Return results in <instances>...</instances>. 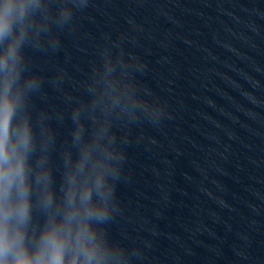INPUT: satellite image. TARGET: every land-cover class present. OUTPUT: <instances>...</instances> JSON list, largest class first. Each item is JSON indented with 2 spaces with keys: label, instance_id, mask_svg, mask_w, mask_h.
Listing matches in <instances>:
<instances>
[{
  "label": "clouds",
  "instance_id": "9594fccd",
  "mask_svg": "<svg viewBox=\"0 0 264 264\" xmlns=\"http://www.w3.org/2000/svg\"><path fill=\"white\" fill-rule=\"evenodd\" d=\"M92 0H0V264H137L135 243L113 239L123 214L127 145L145 126L159 128L167 103L141 80L146 65L122 39L98 51L70 106V139L59 149V184L51 154L65 112L41 109L44 78L25 49L58 51ZM63 91V74L49 81Z\"/></svg>",
  "mask_w": 264,
  "mask_h": 264
},
{
  "label": "water",
  "instance_id": "95a60500",
  "mask_svg": "<svg viewBox=\"0 0 264 264\" xmlns=\"http://www.w3.org/2000/svg\"><path fill=\"white\" fill-rule=\"evenodd\" d=\"M60 36L89 68L141 57L169 113L145 128L264 258V0H92Z\"/></svg>",
  "mask_w": 264,
  "mask_h": 264
}]
</instances>
